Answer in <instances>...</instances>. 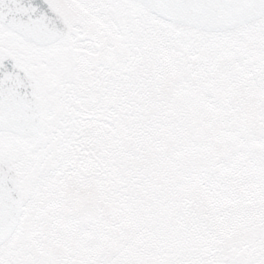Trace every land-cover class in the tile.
<instances>
[{"label":"snow or ice","instance_id":"snow-or-ice-1","mask_svg":"<svg viewBox=\"0 0 264 264\" xmlns=\"http://www.w3.org/2000/svg\"><path fill=\"white\" fill-rule=\"evenodd\" d=\"M0 264H264V0H0Z\"/></svg>","mask_w":264,"mask_h":264}]
</instances>
